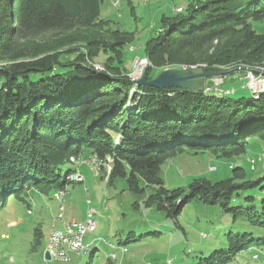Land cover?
<instances>
[{
    "label": "trees",
    "instance_id": "1",
    "mask_svg": "<svg viewBox=\"0 0 264 264\" xmlns=\"http://www.w3.org/2000/svg\"><path fill=\"white\" fill-rule=\"evenodd\" d=\"M101 1L0 0V209L9 201L29 208V197L64 190L76 172L66 163L94 156L106 184L121 180L136 195L116 248L160 237L162 222L182 229L179 217L191 202L232 217L223 246L193 264H228L252 245L264 248V171L250 178L234 164L224 178L201 175L172 189L160 174L177 152L230 159L249 138L264 140V92L234 98L235 91L136 85L121 65L133 33L100 18ZM262 19L264 0H190L163 14L144 44L152 64L146 80L165 66L228 70L222 75L264 66V28L252 25ZM41 236L33 227L34 249Z\"/></svg>",
    "mask_w": 264,
    "mask_h": 264
},
{
    "label": "rangeland",
    "instance_id": "2",
    "mask_svg": "<svg viewBox=\"0 0 264 264\" xmlns=\"http://www.w3.org/2000/svg\"><path fill=\"white\" fill-rule=\"evenodd\" d=\"M189 2L190 0L101 1L100 18L109 20L113 28L133 33L132 40L124 46L121 63L132 82L145 72L146 67H152L144 55V44L156 34L161 16L184 10ZM252 25L264 28V19L252 21ZM216 46L217 42L214 41L210 46L211 50ZM139 60L143 63L141 73L137 74ZM93 66L96 70L103 69L97 63ZM195 67L197 66H165L163 70H179V75L203 72ZM248 71L257 78L264 72V66L246 68L243 73L237 71L220 76H199L184 82L187 88L193 90L203 89L223 94L235 91L230 94L234 98L242 94L250 96L256 93V89L245 77ZM262 76L258 79L264 78ZM84 159L91 162L89 157ZM252 159L256 161L253 166ZM262 162L264 140L253 137L248 139L246 151L237 158L224 159L207 150L177 152L164 162L160 174L164 185L172 189L187 187L192 178L201 175L213 181L224 178L234 164L242 166L250 178H256L264 171ZM66 166L76 167V171L83 176V182L66 184L63 199L52 194H39L29 197L30 212L25 204L13 201L0 209V264H106L110 257L108 264H193L197 256L223 246L224 234L232 226V217L228 212L221 211L219 207H206L191 202L183 207L179 217L182 229L176 227L173 221L162 222L160 237H146L140 244H129L131 247L128 251L116 249L113 245L115 232L123 227V215L131 214V204L136 195L128 192L121 180H116L112 185L106 184L104 172L91 163H66ZM60 204L63 205V211H60ZM89 208L96 211L93 215L96 226L94 230H87L83 237V245L88 248L71 253L68 261L46 260L43 253L48 247L51 229L64 231L65 224L73 220L85 223ZM59 212H62L61 219L58 218ZM35 226L40 227L42 236L34 249L32 243ZM237 228L238 226L233 227L234 230ZM240 228L250 229L246 224ZM112 253L114 256H111ZM169 259L171 263L168 262ZM228 264H264V248L252 245L239 252Z\"/></svg>",
    "mask_w": 264,
    "mask_h": 264
},
{
    "label": "built area",
    "instance_id": "3",
    "mask_svg": "<svg viewBox=\"0 0 264 264\" xmlns=\"http://www.w3.org/2000/svg\"><path fill=\"white\" fill-rule=\"evenodd\" d=\"M140 61V60H139ZM140 65V64H139ZM138 65V66H139ZM137 74L138 71L136 70ZM264 72L259 75V77H254L250 71L245 73V77L248 79V82L250 81V85L254 86L257 92V88H264V78L258 79L260 77H263ZM91 162H87L85 159H82V161H77L75 163L80 164H98V160L96 157L90 158ZM110 159L107 158V161ZM110 170V167L108 166V171ZM71 180L74 182H83V176L76 172L74 177H71ZM87 189V188H85ZM56 194L58 195L59 199L64 198V192L63 191H57ZM30 212V210H28ZM60 211H63V206L60 205ZM96 213L94 208H89L87 211V218L85 223L82 222H75L71 221L70 223L65 224V230H55L52 229V233L50 235V243H49V255L52 260L55 261H68L70 260L71 253H78L81 246L83 245V237L85 236L87 230H93L95 228V220L93 218V215ZM62 213L60 212L58 214V218L61 219ZM256 257V256H254ZM168 262H170L168 260Z\"/></svg>",
    "mask_w": 264,
    "mask_h": 264
},
{
    "label": "water",
    "instance_id": "4",
    "mask_svg": "<svg viewBox=\"0 0 264 264\" xmlns=\"http://www.w3.org/2000/svg\"><path fill=\"white\" fill-rule=\"evenodd\" d=\"M144 60V59H142ZM140 60L139 64H142L143 61ZM145 62V61H144ZM144 65V64H143ZM179 70L171 69V70H162L156 77L150 80H146L145 72L140 75L138 79H134L133 82L136 85H148V86H153V87H158V88H166L170 86H177L180 87L181 89H190L187 88L185 85V80L195 78V77H202V76H220L224 73H227L228 70L221 71V72H201V73H196V74H191V75H179L180 73ZM43 256L46 260H50V255L48 250L46 249L43 253Z\"/></svg>",
    "mask_w": 264,
    "mask_h": 264
},
{
    "label": "bare ground",
    "instance_id": "5",
    "mask_svg": "<svg viewBox=\"0 0 264 264\" xmlns=\"http://www.w3.org/2000/svg\"><path fill=\"white\" fill-rule=\"evenodd\" d=\"M141 65L142 64H140L138 67H137V71H138V73L140 72V70H141ZM263 73V72H262ZM257 91L259 92V91H261V92H264V88H257ZM251 162L252 163H254V160H251ZM253 166V165H252ZM74 175H75V173H74ZM74 175H72V176H70V179H71V177H74ZM55 197H58V195L55 193ZM95 225H96V223H95ZM51 233H52V230L50 231V235H51ZM49 243H50V236H49ZM86 247L85 246H81V248H80V250L79 251H81V250H84ZM47 249H48V252H49V244H48V247H47Z\"/></svg>",
    "mask_w": 264,
    "mask_h": 264
}]
</instances>
